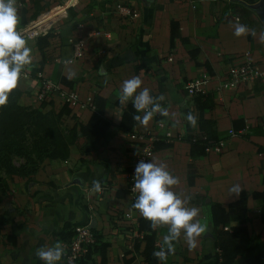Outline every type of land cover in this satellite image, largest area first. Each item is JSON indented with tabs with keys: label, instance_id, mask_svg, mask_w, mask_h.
I'll list each match as a JSON object with an SVG mask.
<instances>
[{
	"label": "crops",
	"instance_id": "obj_1",
	"mask_svg": "<svg viewBox=\"0 0 264 264\" xmlns=\"http://www.w3.org/2000/svg\"><path fill=\"white\" fill-rule=\"evenodd\" d=\"M259 2L262 4L258 8H251ZM17 5L18 31L24 34L32 29L52 34L42 53L36 40L45 34L37 33L28 40L32 63L21 71L17 86L22 92L17 101L20 105L43 112L60 109L62 101L57 93L45 99L44 107H40L42 100L37 99V93L41 73L64 90L77 92L83 101H90L92 94L104 98L109 102L104 114L117 125L122 108L115 102L119 101L121 85L124 80L139 76L143 84L136 94L146 87L153 100L145 114L155 105L167 114L156 111L147 127L138 123L134 130L169 133L171 137L192 136L201 132L200 115L193 95L185 86L191 78L205 71L209 74L200 101L207 104L202 111L206 121L203 129L224 141L222 151L191 158L189 142L175 140L171 148L153 151L148 162L166 164L170 173L179 178V184L171 186L170 190L185 201V207H198L200 217L197 219L208 226L194 249H189L184 242L182 231L174 252L168 253L167 260H160V264L211 262L218 250L214 245L210 203L226 207L236 200L235 193L229 194V188L236 183L242 186L241 190L264 189V79L234 89L220 86V75L237 58L264 66V0H17ZM120 5L131 13H122L117 9ZM70 7L72 12L80 14L72 16V12L67 11ZM241 7L249 9L248 15ZM133 13L137 16H132ZM50 15L53 17L49 18ZM171 20L178 22V32L188 39L190 48L179 39L169 47ZM236 24L244 25L247 34L235 36ZM74 39H82L85 45L83 55L75 59L71 43ZM195 59L200 64L207 60L211 72L204 66L197 67ZM61 76L71 80L73 86L62 83ZM130 102L133 100L129 99L123 106ZM92 111L89 107L72 108L62 121L67 127L76 122L84 124ZM188 112L196 115L197 127L189 125ZM234 120H240L237 125L243 128L234 130ZM160 121L164 123L162 128L157 126ZM110 136L108 145L96 154L79 136L70 145L66 160L46 158L33 176L6 178L8 191L0 201V264H40L34 263L29 255L36 256L38 250L61 246L63 241L56 232L67 221L79 225L93 223L92 228L110 242L106 264H124L123 257H133L129 264H146L140 253L143 242L139 250L132 247L137 238L136 222L142 216L131 207V197L115 196L117 189L126 188L128 176L137 165L136 157L128 133L113 126ZM189 165H192L193 185L188 183ZM102 179H107L108 183L97 199L100 202L88 203L94 191L93 181ZM85 191L88 198H83L81 205L89 212L75 204V197ZM190 195L193 196L191 201ZM105 199L111 201V206ZM247 203L248 237L258 235L264 242L260 208L251 196ZM20 204L26 210L22 220L16 209ZM169 227L157 226L158 251L164 247ZM96 260L99 261V257ZM53 264L63 263L60 260Z\"/></svg>",
	"mask_w": 264,
	"mask_h": 264
},
{
	"label": "trees",
	"instance_id": "obj_2",
	"mask_svg": "<svg viewBox=\"0 0 264 264\" xmlns=\"http://www.w3.org/2000/svg\"><path fill=\"white\" fill-rule=\"evenodd\" d=\"M241 8L244 14L248 15L249 9L247 7ZM67 11L72 12V7L68 8ZM71 14L72 16H78L80 13L72 12ZM178 27L177 21H170L169 47L172 48L174 41L179 39L186 48H190L188 39L180 35ZM51 35V32H47L36 40V46L41 53L43 47L48 45L47 38ZM248 40L252 44L250 34H248ZM40 64H42V60ZM195 65L197 67L204 66L211 72L207 60L200 64L195 59ZM60 81L71 87L73 86V82L64 76L60 77ZM21 95L22 92L18 88L13 89L9 94L8 103L0 107V201L8 191L6 178L11 179L13 175L31 177L37 173L41 163L46 158L66 160L69 157L70 145L74 144L79 136L84 138V145L96 154L101 147L108 145L111 137V127L114 126L128 134L136 132L134 127L138 122L133 117L135 115L141 117L145 115V111L136 112L133 102L123 106L117 101L115 105L122 108V116L120 122L115 125L104 114V109L109 105V102L97 94H92L90 101L93 111L88 121L84 124L76 122L71 127H67L62 120L65 115H69L72 111L68 103H62L57 112L52 109L43 112L39 108L20 105L17 101ZM203 97L204 94L201 92L193 94V102L200 115L199 126L201 132L192 136L177 135L169 138L165 135H159L158 140L153 144V151L171 148L173 141L182 140L190 144V157L197 158L207 154L205 151L207 146L221 140L217 135L203 129L206 121L202 118V111L207 106L205 102H200ZM44 105L45 100H42L40 107L42 108ZM239 121H233L234 130L243 128V125H237ZM166 139L169 141H166ZM191 170L192 165H189L187 178L188 183L193 185ZM115 196L118 198L131 197V207L138 197L132 196L127 188L117 189ZM249 196L259 206L260 218L264 222V189L241 190L237 199L230 202L226 207L217 202L210 203V218L214 228V245L218 253L207 264H264V242L258 235L248 237L247 201ZM192 199L193 196L190 195L189 201ZM83 208L87 209L86 206H83ZM151 223L143 217L137 219V238H135L132 247L133 250H139L140 242H143L144 245L140 253L144 262L146 264H160V260L153 255L155 251H158L156 245L158 229L157 227L153 229ZM78 225V222L67 221L56 232V235L61 241H68L75 236V227ZM91 232L94 236V242L88 246V250L80 258L79 264H106L107 249L110 242L95 228H91ZM96 257H99V261L96 260ZM132 260L133 257H123L124 264H129Z\"/></svg>",
	"mask_w": 264,
	"mask_h": 264
},
{
	"label": "clouds",
	"instance_id": "obj_3",
	"mask_svg": "<svg viewBox=\"0 0 264 264\" xmlns=\"http://www.w3.org/2000/svg\"><path fill=\"white\" fill-rule=\"evenodd\" d=\"M19 23L17 0H0V107L8 103L9 94L17 88L24 66L32 63V49L27 44L33 37L18 31ZM247 32L248 29L244 25H235V36L240 37ZM142 84L139 76L124 80L118 96L119 103L123 105L132 99L137 113L147 110L153 100L146 87L136 94ZM156 111L167 114L155 105L146 111L143 117L135 115L133 119L147 127ZM186 120L191 127H197V117L192 112L186 114ZM134 179V189L139 195L132 207L138 210L144 219L152 222L153 229L157 226H170L168 235L164 237V247L153 255L161 261H166L168 253L174 252L175 243L180 241L182 231L183 240L189 249L197 247L199 238L207 231L208 226L202 223L201 219H197L200 217L198 207H185V201L170 190L171 186L179 184V178L173 176L164 163L158 165L156 162L141 160L135 167ZM93 186L95 192L102 191L99 180H94ZM241 188L239 183L233 184L229 188V194L235 193L238 197ZM62 253L63 248L57 245L47 251L38 250L37 255L46 261V264H53L61 259Z\"/></svg>",
	"mask_w": 264,
	"mask_h": 264
},
{
	"label": "built area",
	"instance_id": "obj_4",
	"mask_svg": "<svg viewBox=\"0 0 264 264\" xmlns=\"http://www.w3.org/2000/svg\"><path fill=\"white\" fill-rule=\"evenodd\" d=\"M122 13H131L130 10L122 5L117 8ZM132 16H137L135 13ZM236 19H238L236 17ZM40 33L41 35L46 34L45 31L36 32L35 30H27L24 34L27 36L34 37ZM73 46V59L80 57L84 53V42L82 39L71 40ZM38 78L40 79L39 89L37 93L38 100L50 99L51 95L56 94L60 96L62 103L66 102L71 108L83 109L91 108V101H83L79 98L77 92L73 90H64L57 83H54L51 79L45 77L39 73ZM210 78L209 74L205 71L200 76L191 78L186 83V89L190 95L196 92L203 93L204 84ZM258 79H264V66L257 64L256 62L237 58L222 72L220 75V86L226 89H234L242 84L252 82ZM157 126L162 128L164 123L162 121L157 123ZM231 135H235L233 130H229ZM160 134L154 132H133L128 134V140L132 144V149L136 157L137 164L139 161H149V157L153 152V144L158 140ZM167 138L171 137L169 133H166ZM166 141H169L166 139ZM224 141L219 140L218 142L211 144L206 147L205 151L219 153L222 151ZM264 153V151H263ZM135 169L128 176V183L126 188L130 191L132 196H138L139 192L134 189ZM75 236L68 241H63L61 247L63 248L62 260L63 264H75L74 262L81 258L88 250V246L94 242V236L89 227V223L78 225L75 227Z\"/></svg>",
	"mask_w": 264,
	"mask_h": 264
},
{
	"label": "rangeland",
	"instance_id": "obj_5",
	"mask_svg": "<svg viewBox=\"0 0 264 264\" xmlns=\"http://www.w3.org/2000/svg\"><path fill=\"white\" fill-rule=\"evenodd\" d=\"M64 124V123H63ZM67 126V125H66ZM83 161V160H82ZM81 161V162H82ZM16 162H18V161H16ZM118 171V170H117ZM2 174V173H1ZM101 174H103V171H101ZM99 178H101L100 176H99ZM85 181V180H84ZM100 182H101V188H102V191L101 192H99V193H97V192H95V191H91V190H88V191H91L92 192V198L91 199H89V200H87V198H88V194H86V193H88V192H84V193H80V194H78L76 197H75V204L77 205H80V207H83V205H81V200H83V198H85L87 201H88V203L89 202H92L93 204H97L98 202H100L99 200H97V199H99L102 195H103V191H105V190H103V189H106L107 188V183H108V181H107V179H105V180H99ZM105 187V188H104ZM92 189H94V186H93V188ZM98 201V202H97ZM104 201H106L108 204H109V206H111V201L109 200V199H105ZM18 202V201H17ZM15 206H17V205H15ZM18 211H19V219H21L22 218V215L23 214H25L26 213V210L23 208V207H21V204H20V206L19 207H17L16 208ZM87 211L89 212V209H87ZM94 213H96V211L93 209L92 210ZM17 214V213H16ZM22 220V219H21ZM82 225V224H81ZM2 241V240H1ZM62 245V244H61ZM49 250V249H48ZM29 258L35 263L36 261H38V263H45L46 261H44V260H42L38 255H36V256H34V255H29ZM61 262L62 263H64L63 262V260H62V256H61ZM59 260V261H60ZM79 261H80V258L78 259V260H76L74 263L75 264H79Z\"/></svg>",
	"mask_w": 264,
	"mask_h": 264
},
{
	"label": "water",
	"instance_id": "obj_6",
	"mask_svg": "<svg viewBox=\"0 0 264 264\" xmlns=\"http://www.w3.org/2000/svg\"><path fill=\"white\" fill-rule=\"evenodd\" d=\"M261 4H262V2H259V3H256V4H252L251 5V8H258ZM89 227L92 228L93 227V223H91L89 225Z\"/></svg>",
	"mask_w": 264,
	"mask_h": 264
},
{
	"label": "bare ground",
	"instance_id": "obj_7",
	"mask_svg": "<svg viewBox=\"0 0 264 264\" xmlns=\"http://www.w3.org/2000/svg\"><path fill=\"white\" fill-rule=\"evenodd\" d=\"M53 17V15H50L49 18Z\"/></svg>",
	"mask_w": 264,
	"mask_h": 264
}]
</instances>
